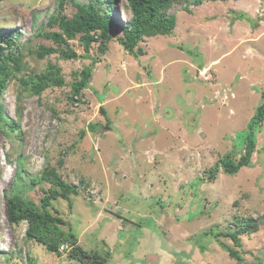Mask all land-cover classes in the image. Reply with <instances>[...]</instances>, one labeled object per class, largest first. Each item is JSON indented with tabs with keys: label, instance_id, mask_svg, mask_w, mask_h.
Listing matches in <instances>:
<instances>
[{
	"label": "rangeland",
	"instance_id": "obj_1",
	"mask_svg": "<svg viewBox=\"0 0 264 264\" xmlns=\"http://www.w3.org/2000/svg\"><path fill=\"white\" fill-rule=\"evenodd\" d=\"M59 5L0 0V30L16 35L21 57L20 72L8 64L13 76L0 101L6 121L17 125L13 132L0 123V264H79L67 245L48 252L27 239L26 222L9 223L14 195L43 214L50 169L78 193L51 200L48 211L106 264H264V119L251 131V167L229 175L219 162L244 154L263 103L264 0L174 3L172 33L145 38L137 58L116 37L102 54L93 42L89 59L40 58L58 48L47 34L59 32L52 20ZM124 5L114 8L123 22L130 19ZM75 12L65 0L62 15ZM78 38L69 48L82 55ZM96 59L90 83L74 96L76 75ZM48 64L61 69L65 85L36 95L22 80ZM246 220L256 229L234 247L229 235Z\"/></svg>",
	"mask_w": 264,
	"mask_h": 264
},
{
	"label": "trees",
	"instance_id": "obj_2",
	"mask_svg": "<svg viewBox=\"0 0 264 264\" xmlns=\"http://www.w3.org/2000/svg\"><path fill=\"white\" fill-rule=\"evenodd\" d=\"M75 7L76 12L71 18L62 15L63 4L65 0H60L58 18H52L59 32L47 34L56 45L57 49L43 50L38 54L43 58L45 54L58 52L60 57L65 60L89 59L91 44L98 43L97 49L102 54L107 43L117 38L118 43L123 50L135 58L144 54L138 44L145 38L161 35L166 36L172 33L175 28L176 19L168 10L174 3L186 1L188 5L198 6L204 0H124L123 11L130 15L129 21H121L117 17L114 8L120 5V0H88L86 3H77L76 0H69ZM212 3L228 2L237 0H206ZM115 18V19H114ZM117 20V21H115ZM120 36H119V35ZM79 37L83 47V54L77 55L69 48V41ZM16 35L11 31L0 30V101L3 92L7 88V82L13 76L9 71L8 64L12 63L14 70L20 72L21 57L15 45ZM4 46V47H1ZM4 48V49H3ZM9 50L8 55H4V50ZM92 61L91 66L84 67L76 76L77 80L72 85V94L78 95L82 90L87 88L92 77V68L95 63ZM24 86L29 85L31 92L40 95L50 87H63L65 82L61 76V69L55 65L48 64L45 71L38 76L22 80ZM262 104L257 108L256 113L251 119L248 128L250 130L245 145L244 154L237 162L229 160H220L222 170L229 175L236 174L243 167H251V158L255 151V143L252 138V129L260 124L264 119V91L261 93ZM100 113L104 114L103 109ZM0 123L10 128L13 132L17 130V125L12 121H6L2 106L0 104ZM218 170V169H217ZM216 168L210 169L208 173L209 180H215ZM43 179L51 185L44 197L41 198V207L44 211L40 214L35 208L28 206V203L20 196L14 195L8 200V219L13 226L21 222L28 224L26 237L42 244L48 252L59 254L60 244L70 247L68 257L76 260L79 264H106V260L97 254H88L78 246L77 238L71 233H66L59 226L67 225L66 222L58 216L57 211L53 216L48 207L51 200L62 199L69 201L70 195L76 196L78 189L68 184L58 173L53 170H46L43 173ZM239 230L230 234L234 247H240L239 235L248 231L255 230V224L251 220H246L238 224ZM225 248L229 255L241 261L237 251Z\"/></svg>",
	"mask_w": 264,
	"mask_h": 264
},
{
	"label": "built area",
	"instance_id": "obj_3",
	"mask_svg": "<svg viewBox=\"0 0 264 264\" xmlns=\"http://www.w3.org/2000/svg\"><path fill=\"white\" fill-rule=\"evenodd\" d=\"M61 248L60 249H62L63 248V246H60Z\"/></svg>",
	"mask_w": 264,
	"mask_h": 264
}]
</instances>
